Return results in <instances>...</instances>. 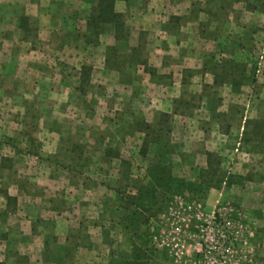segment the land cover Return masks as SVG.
<instances>
[{"label":"crops","instance_id":"obj_1","mask_svg":"<svg viewBox=\"0 0 264 264\" xmlns=\"http://www.w3.org/2000/svg\"><path fill=\"white\" fill-rule=\"evenodd\" d=\"M97 1L0 0V264L131 258L127 239V249L117 246L121 229L108 228L116 196L100 175L118 173L112 163L119 160L105 158V144L99 167L91 160L92 140L104 142L90 129L96 117L118 128L134 125L141 112L156 127L157 115H171L172 133L191 138L195 158L226 152L223 125L264 122L252 95L264 86V15L249 0H115L128 38L116 41L113 27L103 25L98 43L89 44ZM139 45L145 66L129 58ZM109 48L118 50L112 64ZM234 64L242 68L231 72ZM83 67L91 69L88 83L80 80ZM236 105L252 115L219 121ZM249 139L247 147L262 144Z\"/></svg>","mask_w":264,"mask_h":264},{"label":"rangeland","instance_id":"obj_2","mask_svg":"<svg viewBox=\"0 0 264 264\" xmlns=\"http://www.w3.org/2000/svg\"><path fill=\"white\" fill-rule=\"evenodd\" d=\"M261 2L249 0L248 6H260ZM258 9L264 15V6ZM262 88L263 90L259 88L258 92L256 90L252 95L256 97V100H259L257 116L264 117V86ZM96 93L100 94V91L96 90ZM209 95L213 94L209 93ZM192 99L194 100L192 105H197L195 97H192ZM210 105L213 107L212 112L214 113L219 105V101L216 100L215 96L211 97ZM98 113L100 115V111ZM127 113L129 115V111H125L126 115ZM140 115L141 112H138L137 122H143V117ZM250 115L252 114H245L243 107L236 105L229 108L227 114L219 113L218 117L220 119L218 117L217 119L224 124L229 123L232 118L239 121V116ZM108 116L112 117L111 114ZM111 117L108 120H112ZM171 121L164 123L161 127V133L157 134L159 139L158 146L156 144L144 146V134L135 132L134 126L122 124L117 128V126L109 123L103 126L99 123V118L96 117L95 120H92L90 127L97 137L100 136V139L104 138V142L101 141L100 143L92 140L93 144L90 145V152L94 149L97 154L91 159L95 161L92 164L97 167L101 164L98 152L103 144H105V149L114 148L116 152H121L120 161H112L113 167L119 166L120 171L118 173H100V175L107 176L108 185L112 190L118 189L124 192L126 185L130 188L131 186H139L146 183V171L159 160V156L164 158V162L168 164L174 176L193 183L199 182L195 192H183L170 197L169 201L164 204L161 214L157 218L152 219L147 229L145 228L148 241V264H171L173 262V257L170 255L168 248L165 245L158 248L153 240L155 236H157L158 240H163L162 232L167 234L166 231L170 230V210L182 216H191V222L188 227L191 232L196 230L195 226L209 222L215 217L241 220L245 225V232L239 236L238 247L240 250L238 252H243L242 255L247 258L248 264H264V122H250L242 125L234 121L231 125H223L228 128L227 137L229 142L226 141L225 155H218L214 160L213 165L217 175L214 177L211 187L207 188L208 184L206 182L203 183V180L199 178V171L205 169V165L201 166L200 164L206 160V156L195 158L189 155V151L195 152L191 150V138L187 139L186 137L184 139L183 134L181 135V132L178 131L172 133ZM205 127L207 126L203 128ZM83 128L89 127L85 125ZM84 130L81 129L80 133H83ZM116 131L117 138L114 140V132ZM252 136L258 137L262 144L252 143V145L247 147L248 138L251 141ZM141 149L146 150L144 155L140 152ZM247 152H250V154L258 153L259 156H245L242 154ZM182 154L186 156L184 160L187 165L185 167L178 165L179 157L180 159L183 157ZM248 157L252 160L251 163L247 162ZM257 163L262 164L258 165ZM109 175L110 177H108ZM220 182L230 184L227 186ZM116 235L118 234L113 233L112 235V244L114 243L115 245L116 242H119V239H113ZM125 241L126 238L122 236L121 243L117 244V246L119 244L123 245L122 250L128 248ZM194 245L195 239L189 241L186 239L187 256L189 258H192L195 254L193 251Z\"/></svg>","mask_w":264,"mask_h":264},{"label":"trees","instance_id":"obj_3","mask_svg":"<svg viewBox=\"0 0 264 264\" xmlns=\"http://www.w3.org/2000/svg\"><path fill=\"white\" fill-rule=\"evenodd\" d=\"M261 2L260 6H248L250 9H258L264 6V0H255ZM27 21V18H21L20 22ZM103 25H111L114 30V38L116 41H125L128 38L129 31L125 27L124 16L115 12V0H98L95 7L91 11L87 20V30L90 32L86 40L89 44H97L99 36L102 32ZM130 61L134 63H141L145 66V61H142L143 47L139 45L138 48L132 50ZM118 53L116 48L107 49L108 59L107 64L115 63V57ZM142 61V62H141ZM113 66H116L113 64ZM119 69V66H116ZM242 68L239 64H234L230 67L233 70H240ZM90 68L83 67L81 69L80 80L82 83H88ZM253 81L252 78H248ZM235 83L236 80L234 79ZM160 120L156 127L148 125L144 121H135V132L144 134L143 145L150 144L159 145L158 133H161V127L164 123L171 121V115L160 114ZM169 132V131H167ZM104 156L105 158L112 157L120 161L119 153L114 149L107 148ZM116 152L112 155V153ZM144 155L146 150H140ZM162 152V150H161ZM216 156L212 153H206V168L199 171V178L203 183H207V188L211 187L217 171L214 169V160ZM112 162V160H107ZM164 158L159 156V160L152 164L146 171L147 182L139 186H125L126 190L122 192L118 189H113L116 196V201L110 204L111 211L110 226L111 229L119 227L122 233L127 237L129 244L132 247V256L128 261H115L113 264H148V241L147 229L149 222L157 218L163 211L164 204L169 201L170 197L183 193L195 192L199 186L198 183L186 181L182 178L176 177L172 174L168 164L164 162ZM122 164V163H120ZM229 185L226 182H220ZM6 196V195H5ZM7 202H11L9 197L6 198ZM142 243V244H141ZM126 260V259H124Z\"/></svg>","mask_w":264,"mask_h":264},{"label":"built area","instance_id":"obj_4","mask_svg":"<svg viewBox=\"0 0 264 264\" xmlns=\"http://www.w3.org/2000/svg\"><path fill=\"white\" fill-rule=\"evenodd\" d=\"M170 230L162 232L163 240L153 237L156 246L167 247L172 258L171 264H248L247 258L238 252L239 236L244 234L245 225L241 220L213 218L209 222L188 230L191 216H182L169 211ZM152 231V230H151ZM195 252L192 258L187 256L186 239L194 240ZM199 240L197 241V239ZM240 242V241H239Z\"/></svg>","mask_w":264,"mask_h":264}]
</instances>
